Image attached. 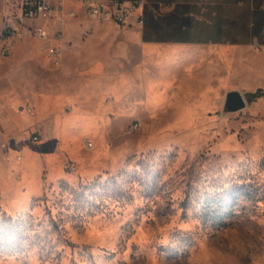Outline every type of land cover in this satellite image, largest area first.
I'll return each instance as SVG.
<instances>
[{
    "label": "rangeland",
    "instance_id": "1",
    "mask_svg": "<svg viewBox=\"0 0 264 264\" xmlns=\"http://www.w3.org/2000/svg\"><path fill=\"white\" fill-rule=\"evenodd\" d=\"M90 23L63 10L0 52V264H264V104L165 127L120 81L134 66L90 58Z\"/></svg>",
    "mask_w": 264,
    "mask_h": 264
},
{
    "label": "crops",
    "instance_id": "2",
    "mask_svg": "<svg viewBox=\"0 0 264 264\" xmlns=\"http://www.w3.org/2000/svg\"><path fill=\"white\" fill-rule=\"evenodd\" d=\"M111 1L137 2L138 7L130 25L90 19L92 38H99L90 41V58H99L94 50H101L103 59L134 66V74L121 72L120 81L126 87L134 85V95L140 94L143 106L167 108L172 120L165 127L193 128L202 122H220L227 112L225 100L230 91L240 92L253 107L264 104V0ZM22 2L0 0V32L7 26L19 32L18 37L7 39L10 49L14 41L35 36L33 20L21 16ZM85 6L67 0L64 12L82 17ZM60 14L48 21L37 18L36 26L44 25L49 34ZM66 102L67 98L60 97L56 105ZM75 114L56 118L61 134L63 128L77 122ZM22 150L32 152L29 146Z\"/></svg>",
    "mask_w": 264,
    "mask_h": 264
},
{
    "label": "built area",
    "instance_id": "3",
    "mask_svg": "<svg viewBox=\"0 0 264 264\" xmlns=\"http://www.w3.org/2000/svg\"><path fill=\"white\" fill-rule=\"evenodd\" d=\"M67 0H56L55 3H51L50 0H23L21 4V16L23 19L36 20L41 18L44 21L52 20L55 18L57 12L64 10V3ZM81 1L86 4L84 9V16L86 18L98 21H110L120 25H130L132 14L137 9V2H129L123 4L120 2H112L111 0H73ZM74 13H71L73 15ZM140 24L143 23L142 19L138 21ZM33 33L40 39H46L48 36L47 29L44 25L35 26ZM19 32L12 29L11 27H5L0 32V47L3 55L10 54V47H7L6 41L10 37H18ZM32 110L29 108L28 110ZM38 133H33L31 140L39 141ZM1 149L5 160L9 161L10 152L12 150V140H6L1 143ZM18 160H22V156H18Z\"/></svg>",
    "mask_w": 264,
    "mask_h": 264
},
{
    "label": "bare ground",
    "instance_id": "4",
    "mask_svg": "<svg viewBox=\"0 0 264 264\" xmlns=\"http://www.w3.org/2000/svg\"><path fill=\"white\" fill-rule=\"evenodd\" d=\"M22 160H23V157H22ZM22 160L20 161V162H16V163H18V164H20L21 162H22ZM35 160V159H34ZM32 162L34 163V161L32 160V158H31V156H30V152L29 151H27V158H26V164H27V168L26 169H24V170H22V171H20V173L21 174H23V176L27 179V180H30V178H29V175H30V173L32 172ZM36 166V165H35ZM17 167V166H16ZM14 169V168H13ZM16 169V168H15ZM15 171V170H14ZM19 173V172H18ZM24 183H22V185H23ZM28 186V185H27ZM26 186V187H27ZM30 186V185H29ZM25 187V188H26ZM27 189V188H26ZM16 191V190H15ZM32 191H33V188L32 187H28V189H27V191H25L22 195H18V194H16L15 193V195H17L16 197L14 196V199H12V203H13V205L15 206V207H17V205H19L18 207H21L20 206V204H19V202H20V200H22V197L23 198H28L31 194H32ZM2 192V191H1ZM12 192V191H11ZM18 192H20V190H18ZM21 192H23V191H21Z\"/></svg>",
    "mask_w": 264,
    "mask_h": 264
},
{
    "label": "water",
    "instance_id": "5",
    "mask_svg": "<svg viewBox=\"0 0 264 264\" xmlns=\"http://www.w3.org/2000/svg\"><path fill=\"white\" fill-rule=\"evenodd\" d=\"M246 107L244 96L238 91H230L226 95L225 109L228 112H237Z\"/></svg>",
    "mask_w": 264,
    "mask_h": 264
}]
</instances>
